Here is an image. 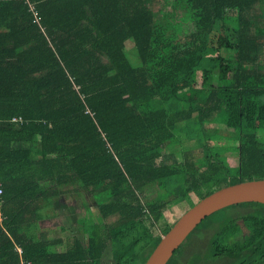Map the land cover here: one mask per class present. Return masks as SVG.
Wrapping results in <instances>:
<instances>
[{
	"label": "trees",
	"instance_id": "trees-1",
	"mask_svg": "<svg viewBox=\"0 0 264 264\" xmlns=\"http://www.w3.org/2000/svg\"><path fill=\"white\" fill-rule=\"evenodd\" d=\"M165 1L0 0V264H145L185 194L264 179V0H176L180 29ZM198 124L197 157L175 155L179 129ZM75 182L103 222L65 247L22 233L44 216L37 189ZM248 204L264 207L214 212L167 264L196 231L210 233L205 264H264Z\"/></svg>",
	"mask_w": 264,
	"mask_h": 264
},
{
	"label": "rangeland",
	"instance_id": "rangeland-1",
	"mask_svg": "<svg viewBox=\"0 0 264 264\" xmlns=\"http://www.w3.org/2000/svg\"><path fill=\"white\" fill-rule=\"evenodd\" d=\"M162 4L166 5V8L163 9V13H167L169 16H173L171 20L176 23L178 29H180V25L184 26V19L181 16L183 14L184 18H187L186 12L184 9L179 8L177 11L174 9V5L176 4V0H167ZM180 16V17H179ZM179 17V19H178ZM188 19V18H187ZM183 23H179L182 22ZM133 62L138 60H132ZM201 83V82H200ZM199 83V84H200ZM187 126L181 127L179 129L178 139L180 140V144L178 147H173L175 155L182 158L186 152L193 151L194 148L197 147L196 142L193 145V141L189 140V138L197 137L198 129L201 125H194L192 128V132L185 130ZM208 128L210 132L214 131V125H209ZM199 138V137H198ZM214 143L213 145H215ZM217 145L224 147L221 150V160L224 162L225 165L229 163L231 166H236L238 163L237 158L234 154H230V148L236 145V140L229 139L226 137L219 138ZM184 153V154H183ZM189 155L193 156L194 158L197 157L193 152H189ZM178 158V159H180ZM227 160V163H226ZM198 161V160H197ZM229 168V167H227ZM232 168V167H231ZM233 175V170L231 172V176ZM233 178V177H232ZM175 182H168L167 185L174 186ZM44 184L46 188L50 189L52 192H55L54 189L57 187L55 184ZM69 185L67 191L66 188ZM79 185L75 183H69L66 186H60V193L55 198L49 200H42L44 216L46 215H56L49 220L43 218L38 221V226H33L27 231L22 232L23 234L27 233L34 234L37 236L39 240H48V239H60L62 247L68 243L70 245V241L72 242L70 236L78 237V235L82 236L84 232L90 234V230L92 228V221L103 222V218H101V212L98 211L97 206L95 205V201L92 197L87 196L86 192L80 190V192H75L76 187ZM159 186H154V189L158 190ZM155 193V192H154ZM153 193V194H154ZM152 194V195H153ZM203 197L198 199V196L194 193L185 194L181 201L177 202L176 204L172 205L170 208L166 209L163 220L168 223L175 222L186 210L191 208L194 204H196L199 200ZM64 199V200H63ZM51 203V206L48 204ZM224 209V208H223ZM42 210V209H41ZM40 210L39 213H42ZM80 216V219L83 223L76 222L74 223V219ZM47 217V216H46ZM100 217V218H98ZM116 217H111L107 222L115 220ZM243 220L249 225L252 233L254 234V238L261 234V226L259 223L262 221L264 222V207L259 204H248L245 208ZM207 222V221H206ZM162 223V221H161ZM160 223V224H161ZM205 225V224H204ZM165 223H163L162 230H164ZM203 229V226H202ZM160 232V240L163 237L161 230L159 229L157 233ZM210 233L207 231H196L191 237L188 239L189 247L184 250L183 254L179 256L177 262L178 264H205V263H213L209 261L207 258L210 257V248L207 246V238ZM79 238V237H78ZM81 238V237H80ZM82 239V238H81ZM68 245V246H69ZM67 246V247H68ZM66 247V248H67ZM230 246L227 244V250H230ZM209 261V262H208ZM172 264V262L170 263Z\"/></svg>",
	"mask_w": 264,
	"mask_h": 264
},
{
	"label": "water",
	"instance_id": "water-1",
	"mask_svg": "<svg viewBox=\"0 0 264 264\" xmlns=\"http://www.w3.org/2000/svg\"><path fill=\"white\" fill-rule=\"evenodd\" d=\"M242 202L264 204V179L227 185L199 200L172 224L145 264H167L174 252L208 216Z\"/></svg>",
	"mask_w": 264,
	"mask_h": 264
},
{
	"label": "crops",
	"instance_id": "crops-1",
	"mask_svg": "<svg viewBox=\"0 0 264 264\" xmlns=\"http://www.w3.org/2000/svg\"><path fill=\"white\" fill-rule=\"evenodd\" d=\"M18 160L19 161H15V164H17V166L20 168L21 166H22V149H21V147H20V145H18ZM2 172H5V171H2ZM64 186H66V185H64ZM64 186H62V187H64ZM59 187L60 186H57L55 189H54V191H55V193L53 192V193H51L50 195H49V192H50V189H48L49 191L47 192V195L46 196H44V195H42L41 193V191H40V189H37V193H38V195L37 196H35V199H36V203L34 204V207L32 208V210L31 211H34V212H37V211H39L40 212V210L42 211V213H43V209L45 208V207H42V204H43V201L42 200H49V199H52V198H55V197H57L58 195H59V193H60V189H59ZM68 187H69V185L67 186V188H66V191H67V189H68ZM59 192V193H57L56 194V192ZM64 200V199H63ZM51 206V203L50 204H48V206ZM51 218H53V217H51ZM44 219H47V220H49L50 218L49 217H44ZM77 219L78 218H75L74 219V223H76L77 222ZM37 222V221H36ZM30 225H32V224H30ZM38 226V223H34V226Z\"/></svg>",
	"mask_w": 264,
	"mask_h": 264
},
{
	"label": "built area",
	"instance_id": "built-area-1",
	"mask_svg": "<svg viewBox=\"0 0 264 264\" xmlns=\"http://www.w3.org/2000/svg\"><path fill=\"white\" fill-rule=\"evenodd\" d=\"M13 120H19V121H22V118L20 117H14ZM2 193H3V188H2V184L0 182V203H1V196H2Z\"/></svg>",
	"mask_w": 264,
	"mask_h": 264
}]
</instances>
